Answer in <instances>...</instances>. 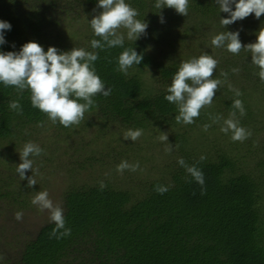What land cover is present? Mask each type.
Segmentation results:
<instances>
[{
  "label": "trees",
  "instance_id": "trees-1",
  "mask_svg": "<svg viewBox=\"0 0 264 264\" xmlns=\"http://www.w3.org/2000/svg\"><path fill=\"white\" fill-rule=\"evenodd\" d=\"M127 2L139 11L138 19L147 21V34L135 43L126 38L123 47L100 50L91 48V40L99 39L93 30L85 33L88 46L84 49L98 52L96 72L112 91L107 97H94L98 107L86 113L78 127L65 128L59 122L53 125L44 113L32 107L29 91L25 90L21 95L13 87L0 84V163L15 160L16 149L18 151L25 143L42 138L44 128L51 127L48 123L56 126L54 143L41 141L44 156L31 157L40 167L41 163L54 162L62 152L67 155L71 146H63L60 141L69 142V137L72 140L69 143L73 139L76 141V137L86 141L84 137L88 127L95 126L92 139L102 141L100 144L108 135L118 133L116 127L119 125V128L143 130V135L134 143L136 146L131 140L129 144L125 140L124 145L111 147L108 141L104 149L92 150L75 158L76 166L71 171L73 183L62 194L60 202L66 227L71 229L70 236L50 238L55 227L51 221L42 225L35 234L28 235L25 241L15 230L12 234L14 239L6 242V248H2L0 242V264H264V119L260 118L262 111L258 113L260 108H253L247 100L246 96L252 93L245 92L246 85L239 89L242 92L239 97L229 89V84L236 86L237 82L245 79L255 81V76L258 83L253 89L259 88V68L252 64L250 52L241 51L239 55L220 53V58H215L219 64L213 79L225 80L221 71L227 72L228 76L214 99H219L226 109L210 108L217 112L235 111L242 127L252 132V136L242 143H252L257 153L250 156L249 151L242 157L234 156L231 153L234 147L221 145L223 148L215 157L210 154L213 148L206 144V131L197 124L196 134L191 130V138L186 136L187 132L172 130L171 141L175 146L179 145L175 147L178 158L182 157L189 166L195 165L202 170L205 194H201V185L178 160L177 165L166 166L162 178H148L141 185L136 183L134 188L123 187L115 179L121 175L116 171L117 165L122 161L129 162L124 158L126 156H136L129 163L139 162L140 166L145 161L159 159L143 153L144 145L157 147L152 140L155 138L145 137L146 133L165 131L171 125L175 127L178 109L164 99L167 89L157 91L155 83L172 82L182 63V49L189 51L191 56H187L188 60L200 57V54L206 55L199 53L198 49L207 30L216 31L215 35L223 30H239L242 43H254L258 31L264 28V15L256 19L252 14L226 29L220 20L228 13L220 12L215 0H190L187 17L177 14L174 9L164 8L165 22L161 23L159 10L154 7L155 0ZM97 4L98 0H0V20L12 25L11 30L5 31L7 42L0 45V51H19L30 35L39 38L38 43L41 44L43 32L61 24L57 18L59 14L70 16L80 7L88 11L97 10ZM151 43L153 47L150 49ZM48 47L44 50L47 51ZM129 47L135 48L144 58L140 65H133L124 75L117 70L118 57ZM147 68H155L158 75L155 82L143 77L142 73ZM233 68H238L239 72L233 73ZM236 99L242 101L246 115L240 116L239 111L232 107ZM10 101H19L22 115L9 108ZM209 110L204 109L195 122H204L206 112L212 118ZM252 119H261L259 125L263 130L256 125L249 127L254 123H251ZM41 121H44L43 128L38 126ZM221 134L224 138L219 137L221 141L228 143L229 140L242 150L239 142L232 141L231 132ZM121 138L113 141L121 142ZM50 148L53 151L48 153ZM201 156L206 159L201 161ZM16 168L14 165L7 171L1 170L0 175L3 173L6 177L0 178V200L8 202V206L26 207L27 201L21 197L29 191H38L46 180H38L34 187L29 188L27 179L21 180ZM91 168L101 175L92 182L78 184L76 175L81 171L91 172ZM32 175L26 173L28 177ZM100 181L106 184L103 190L100 189ZM157 185L166 186L169 190L159 194L155 190ZM4 232L10 233L1 224L0 240Z\"/></svg>",
  "mask_w": 264,
  "mask_h": 264
},
{
  "label": "clouds",
  "instance_id": "clouds-1",
  "mask_svg": "<svg viewBox=\"0 0 264 264\" xmlns=\"http://www.w3.org/2000/svg\"><path fill=\"white\" fill-rule=\"evenodd\" d=\"M11 2V0H10ZM220 12L228 13L227 17H221L220 24L227 26L243 20L254 14L256 19L264 15V0H215ZM233 5L235 6L233 8ZM97 9H102L90 20L93 33L99 39L91 40L92 49L106 50L115 47H123L125 39L134 43L147 34L148 23L137 17L139 11L127 0H98ZM154 7L158 9L160 21L164 23L162 10L164 8L174 9L177 14L188 15L190 0H155ZM95 11V10H94ZM11 23L0 20V45H4L5 31L11 30ZM126 32V36H125ZM213 48H226L228 52L239 55L241 51L251 53V62L259 68V77L264 82V28H260L254 43L244 44L240 39V32L225 31L215 35L211 39ZM143 54L138 53L135 48H126L118 57L117 70L124 75L128 74L133 65H140ZM99 59L98 52L87 51L84 48H72L69 51H61L55 46H49L47 51L36 42L25 43L19 51H0V84L5 87H13L18 94L25 90L30 92L33 108H38L44 113L48 120L54 125L59 122L65 128L78 127L93 107H98L94 97L111 94V88L106 87L104 81L96 72L95 62ZM219 61L210 55H201L183 61L179 70L172 78L171 85L167 88L166 101L176 105L178 115L177 123L185 125L192 124L199 118L201 112L212 106L214 97L220 87L225 83L228 73L221 71L225 80L213 79ZM238 73V68L232 69ZM229 89L239 97L242 92L229 84ZM232 107L239 111L240 116L246 115V110L240 99L233 102ZM9 108L18 114H23L22 105L19 101H10ZM236 117V112L230 113L228 119H224L221 131L225 134L231 132L233 142H244L252 136V132L242 126ZM213 123H219L221 116L212 117ZM39 127H44V121L39 122ZM210 125L205 124L203 130L207 131ZM143 135L142 129L127 130L124 140L137 141ZM161 142H168V134L157 137ZM178 148L179 145L177 144ZM166 153L172 152L171 143L165 148ZM44 153L38 144L27 142L19 151L21 163L18 164L16 172L20 179H27V187L32 188L37 184L35 179L39 175V169L34 168V160L31 157H39ZM201 156L200 160H205ZM178 163L186 169L192 178L201 185V194H205V179L202 170L195 165L189 166L181 157ZM31 170L33 175L26 176ZM125 170L132 172L143 171L139 162L130 164L122 161L117 165L116 171L123 174ZM106 187L104 181H100V189ZM155 190L164 194L168 187L157 185ZM31 203L40 211H47L49 219L54 222L55 227L50 233V238L61 239L71 235V229L66 227V219L62 207L49 198L47 191H39L33 197ZM22 212L15 214V219L20 221ZM62 230V231H61Z\"/></svg>",
  "mask_w": 264,
  "mask_h": 264
},
{
  "label": "rangeland",
  "instance_id": "rangeland-1",
  "mask_svg": "<svg viewBox=\"0 0 264 264\" xmlns=\"http://www.w3.org/2000/svg\"><path fill=\"white\" fill-rule=\"evenodd\" d=\"M98 12H99V9H97V10L93 9V10L88 11L84 7H82V8L80 7L78 11L72 13L70 16L59 14V16L57 18H60L59 20L62 21L61 24L49 27L47 30H45L43 32V35H42L43 37H41L42 38L41 45L44 48L47 45L48 46H55L58 49H60L61 51H69L74 47L85 48L86 46H88V43H87L86 38H85V33H88L89 30H92L91 26H90V20ZM220 28H222V27H220ZM222 32H224V30ZM205 33L206 34H204V36L202 37V41L200 43L201 46L198 49L199 53L200 52L206 53V55H210L214 58H220L218 55L220 53H225L226 55H228V51L226 48H224V51L220 52V50L222 48H213L212 47L211 39L215 36V33H217L216 31L214 32L213 30H210V31L207 30V32H205ZM244 34L246 35V33H244ZM125 36H126V32H125ZM38 39L39 38H37L36 36L30 35L27 38V40H25V41H26V43L29 41L38 42ZM150 45H151L150 46V49H151L153 47V43H151ZM169 49H171V48H169ZM201 55L202 54H200L199 56H201ZM187 56H191L189 51L182 49L180 60L182 62L187 61L188 60ZM142 74L144 75L143 76L144 78L145 77L150 78V81H154L156 79V77H158V75H156L155 68H151V69L147 68L146 70H144V73H142ZM257 83H258V78L255 76V81H252L250 79H245L244 82H237L235 84L236 86H233V85L232 86L240 89V88H242L241 86L246 85L245 87H247V90H245V92L250 91L252 93V94H249L246 96L247 100L250 101L253 108H260L258 113H261V111H262V115L260 116V118L264 119V118H262L264 116V82L260 81L259 88L253 89L254 84L257 85ZM155 84L156 85H155L154 89L159 91V90L164 89V88L167 89L171 85V82H167V84H163L162 81H159L158 83H155ZM212 106L214 108L217 107V109L218 108L219 109L223 108V110L226 109V108H224V106H222L219 99H214ZM214 108H209L210 109L209 113H211V115L213 117L221 116L222 119L220 120L219 123H213V119L209 118V116L207 115L208 112H206L203 115L204 122H199V123L194 122V123L188 124V125L176 122V124L174 125L175 127H173L171 125L165 131L151 130L150 132H147L145 137L153 136V138H155V139H152V140H154L156 142L157 147L144 145L143 153L145 155L147 154V156H150V155L157 156L159 159H156L152 162L151 161L143 162L142 166H140V168L143 169V171L138 170L136 172H132V171L124 172L123 174L119 175L118 178H117V176L115 177L116 181L119 182L123 187L134 188L136 183H140V185H141V183L146 182V180L148 178L150 180L162 178V175L166 171V166L170 165V164H172L171 166H173L174 163H175V165H177V160L179 159L178 153L175 150L176 146L171 141V135H172L171 131L174 130V131H179V132H184V133L187 132L186 136L188 138L189 137L191 138V136H192L191 130H193L194 134H196L195 127L197 126V124H199L198 127H203L205 124L210 125V127L208 128V130L206 131V134H205L206 141H207L206 144L207 145L210 144V147L213 148V152L212 153L210 152V154L214 155L215 157L219 156V152H220L219 150H220V148H223L221 145L234 147L235 150L231 151V153L234 156L240 155L242 157L244 154H247L249 151H251V153H249L250 156H252L254 154V152L257 153L256 146L252 145V143L250 145H247V144L244 145L243 143L239 142L241 144V147H242V150L240 151L237 147L238 145L230 143L229 140H228V143H226L225 141H221L219 139V137H221L222 140L224 138H222V136H221L222 131L221 130L218 131V128L221 129V126L223 125L224 119H228L230 116V113H229V111L217 112ZM206 109H208V108H206ZM212 110H214V112H212ZM261 119H259V120L258 119L257 120L252 119L251 123L252 122H254V123H253V125H250L249 127H254L256 125V127L261 129V126L259 125V121ZM207 120L210 123L207 122ZM239 122H240V126H242V123L240 120H239ZM48 124L51 127L48 126L46 129L44 128L45 134L42 135V138H40L38 141H33L34 143L38 144L39 146H41V143H42L41 141H43V140H44V142H47V141H49V142L51 141V143L53 142V137L55 134L54 130H55L56 126H53L50 123H48ZM119 127H120V125L116 127V129H117L116 132H118V133H116L114 135H108L103 144H100V142H102V141L95 142L93 140H96V139H92V134L95 133V130H96L95 126L88 127V131L85 133L86 136L84 137L86 139V141H83L82 139H78L77 137H76V141H75V139L72 138L73 142H71V143H69L70 141H72L71 137H69V140H68L69 142H66L63 140L60 141L61 145H63V146H65V145L71 146V148H69V152L67 153V155L62 154L63 153L62 152V153H60V157L55 159L54 162L41 163V167H40L39 163H37V162L34 163V168L39 169V175H36L35 179L38 181V180L45 178L44 180H46V182L38 191H36V190L34 192L29 191L28 193H26V195H23L21 197V199H25L27 201L26 207L25 206L22 207V205H16L17 207L8 206V204H9L8 202L5 203V201L0 200V225L3 224V226H5V228L8 231H10V233H8V232L5 233L6 232L5 231L4 232L5 234L2 236V239L0 240L2 248L3 247L6 248L5 245H6L7 241L14 239L12 236L13 231L17 230V233L22 234L21 240L23 238V241H25L26 239H28V235L30 237L31 235L35 234L42 227V225L50 222L49 213L47 211H40L36 206H34L31 203L33 197L39 191H47L49 193V198L54 202V204L60 205L62 194L65 192L67 187L70 186L71 183H73V177H72L73 173H71V171H73V169L76 166L75 158L76 157L78 158L81 154H87L88 152H91L92 150L104 149L106 147V145L109 144L108 141H110L111 147L119 146L121 144L124 145V141H125L124 138H121L122 139L121 142H120V140H119V142L113 141L117 137H118V139H120L121 136L123 137L124 133L127 130H129L127 127H122V128H119ZM261 130H263V129H261ZM165 133L168 134V142L159 141L157 139V137L159 135H162ZM260 134H261V131H260ZM87 139H88V141H87ZM129 141H130V139L127 141L128 144L131 142V141L130 142ZM135 142H133L134 146H136L134 144ZM169 143H171V145H172V152L173 153L172 152L171 153L165 152V148L168 146ZM6 144H7V142L4 144V146H6ZM72 144L75 145V148H74V145H72ZM72 146H73V148H72ZM21 150L22 149H19L17 151V149H16L14 151L15 160H12L10 162L8 160H6V161L3 160L0 163V172H1V170L7 171L14 165L17 167L18 164L22 162L20 160V155H19V151H21ZM51 151H53L52 148L48 149V153L49 152L51 153ZM217 151H219V152H217ZM48 153H47V155H49ZM43 156H44V154H42V157ZM52 156H53V154H52ZM133 156H131V157L126 156L124 158L126 160H129V162H130V161H134V158L136 157V156H134V157ZM53 158H55V157L53 156ZM249 164H252V163H249ZM249 168H252V165H249ZM8 173H10V171ZM27 173L32 174V171L29 170V171H27ZM76 174L77 173H75L74 175H76ZM100 175H101V172H99L98 170L92 169L91 172H86V171L82 172L81 171L78 176L76 175V177L78 179V184H84L85 182H92L97 176L99 177ZM2 177L5 178L6 176H4V174L2 173V175H0V178H2ZM137 189H139V188H137ZM17 212L23 213V218L20 221L15 219V214ZM24 234H26V235H24ZM5 236H6V238H4ZM7 236L9 238H7Z\"/></svg>",
  "mask_w": 264,
  "mask_h": 264
}]
</instances>
